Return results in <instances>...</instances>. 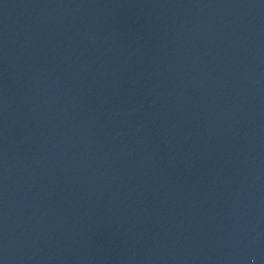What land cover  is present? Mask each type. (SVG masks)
Listing matches in <instances>:
<instances>
[{"label": "water", "instance_id": "1", "mask_svg": "<svg viewBox=\"0 0 264 264\" xmlns=\"http://www.w3.org/2000/svg\"><path fill=\"white\" fill-rule=\"evenodd\" d=\"M59 0H0V131Z\"/></svg>", "mask_w": 264, "mask_h": 264}]
</instances>
